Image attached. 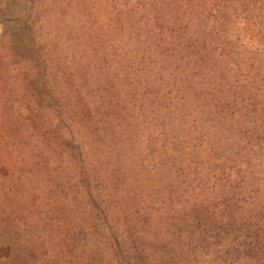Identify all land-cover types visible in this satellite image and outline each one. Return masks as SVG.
<instances>
[{
    "label": "rangeland",
    "instance_id": "1",
    "mask_svg": "<svg viewBox=\"0 0 264 264\" xmlns=\"http://www.w3.org/2000/svg\"><path fill=\"white\" fill-rule=\"evenodd\" d=\"M137 1L0 0V219L18 231L0 264H264V0L212 3L227 96L202 69L185 109L158 70L170 33L123 27ZM176 3L159 29L196 26L203 0Z\"/></svg>",
    "mask_w": 264,
    "mask_h": 264
},
{
    "label": "trees",
    "instance_id": "2",
    "mask_svg": "<svg viewBox=\"0 0 264 264\" xmlns=\"http://www.w3.org/2000/svg\"><path fill=\"white\" fill-rule=\"evenodd\" d=\"M237 1H239V6H241L242 9H248L250 6H254L255 4V0H237ZM137 2L140 5L139 6L140 9H142V14L138 19L140 22V26L138 27L136 25L135 19H131L128 16L125 22L123 23V27L128 32V36L130 35L131 31L134 32L135 30H137L136 34L137 35L139 33L142 34V36L145 37L146 41H149L152 38H154V41H158L159 39L162 38L160 36L162 31H166L170 33L171 36L170 41L168 42L169 45L168 46L163 45L164 48L162 50L164 52H163V57L161 58L162 64L160 69H158V70H162L161 74L163 75L165 74V77L170 80L171 86L168 85L167 81H164L166 82L165 84L169 86L168 88L169 93H171L172 96L175 98V101L170 103V105L176 108L178 103L179 106H182V109L187 108L188 104L186 103V99H184V97L182 96V94L184 93L183 91L184 89H185V95L187 93H191V96L193 98L199 99V97H197L192 92L189 85V81L194 80L195 77H198L202 69H205L203 75L213 78L211 81V86L213 89H216L214 96L217 97L219 96L220 98L226 97L227 90H222L220 88L219 82L215 80L218 78L215 75V70H214L216 63L219 62V56H221V54L224 55L226 53V50L229 49L227 46L228 43L225 41V38L223 39V41L219 40V38L221 37V33L224 34L226 33L225 35L226 38L228 36L231 37V34L233 35V33H231V30L229 28L227 19L225 20L226 13L225 11L223 12L222 9L220 8L221 7L220 3L222 2V0H203V5L201 9L202 11L199 14L200 18L199 20L197 19L198 21L196 22V26L194 25L195 27L193 29H189L187 23H180L178 24V26L174 25L175 27H170L167 28L166 30L159 29L160 24L163 21L162 15L168 16L170 18L176 17V14H178V12L175 10V6L177 5L176 0H138ZM212 3L219 4L220 7L219 6L213 7ZM229 6H230V1H229ZM231 8L236 9L237 6L233 5ZM243 14L246 13L244 12ZM218 16H220L223 20L222 23H220V26L217 21L213 20ZM210 17H213L211 21L209 19ZM218 26L219 28L217 29ZM31 28L32 27L30 26L28 33L26 34L23 33L21 38H23L24 40L30 39ZM33 34H35V31L33 32ZM234 38L236 41V35ZM10 42L13 43L12 40ZM235 44L236 43H234L232 46H234ZM208 52H210L211 54L209 55ZM235 57L236 55H234V58ZM234 58L228 62V66L231 69L233 68L232 64L235 62ZM184 63L187 65H185ZM103 64L106 63L104 62ZM183 66L188 68V71L186 72V74L179 75V70ZM231 76H233L236 80V85L233 88L232 92L234 93L235 90V92L242 93L241 94L242 96L247 92L248 87L250 85L249 82L246 81L243 84L238 79L237 75L231 74ZM139 90L140 89H135L132 92L139 93L138 103L141 107L145 106L146 104L150 106V103L154 101L153 94H155L158 98L157 93H154L153 90L151 91L152 93L146 95H145L146 89H142L140 91ZM78 97L79 100L84 98L83 96H78ZM162 100H169V99H162ZM236 102L237 100L235 101L232 100V103L234 105L236 104ZM201 103L198 102L197 100L196 104L192 105L191 107L196 113L199 112L206 120V117L208 115V112L206 110L207 108ZM260 119H261L260 115L258 116L254 115L253 121L256 122L259 121ZM219 124H222V121H220ZM219 130L220 128H218V131ZM224 133L225 132L222 131V136ZM249 133L251 134L250 131ZM257 139L254 140L255 142L254 144H257L258 142ZM233 144L234 143H232L231 145L233 146ZM10 221H11L10 217L8 219L5 218L0 219V231L2 232L3 230L4 232L1 234V236H3L4 241H8L7 243L8 245L10 244L15 245L17 243L15 239V234L18 231H16L17 229L14 228L13 223H11ZM259 234L262 237L264 236V228L261 229ZM19 236H21L20 232L18 234V237Z\"/></svg>",
    "mask_w": 264,
    "mask_h": 264
}]
</instances>
